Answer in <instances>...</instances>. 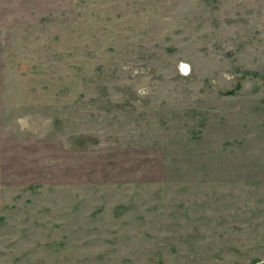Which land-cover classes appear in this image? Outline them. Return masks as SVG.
I'll list each match as a JSON object with an SVG mask.
<instances>
[{"label":"rangeland","instance_id":"374dc122","mask_svg":"<svg viewBox=\"0 0 264 264\" xmlns=\"http://www.w3.org/2000/svg\"><path fill=\"white\" fill-rule=\"evenodd\" d=\"M261 261L264 0H0V264Z\"/></svg>","mask_w":264,"mask_h":264},{"label":"bare ground","instance_id":"6f19581e","mask_svg":"<svg viewBox=\"0 0 264 264\" xmlns=\"http://www.w3.org/2000/svg\"><path fill=\"white\" fill-rule=\"evenodd\" d=\"M181 70H182V73L183 74H186L187 73V68H186V65L181 67ZM186 72V73H185Z\"/></svg>","mask_w":264,"mask_h":264},{"label":"built area","instance_id":"2783aa9c","mask_svg":"<svg viewBox=\"0 0 264 264\" xmlns=\"http://www.w3.org/2000/svg\"><path fill=\"white\" fill-rule=\"evenodd\" d=\"M183 66H185V65H182V67H183ZM186 68H187V73H188V72H189V71H188L189 69H188L187 65H186ZM185 73H186V72H185ZM187 73H186V74H187Z\"/></svg>","mask_w":264,"mask_h":264},{"label":"water","instance_id":"95a60500","mask_svg":"<svg viewBox=\"0 0 264 264\" xmlns=\"http://www.w3.org/2000/svg\"><path fill=\"white\" fill-rule=\"evenodd\" d=\"M256 264H264V261L258 262V263H256Z\"/></svg>","mask_w":264,"mask_h":264}]
</instances>
